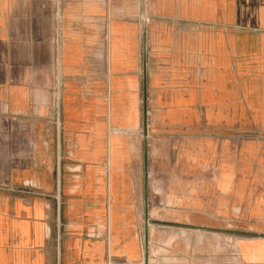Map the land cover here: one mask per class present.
Segmentation results:
<instances>
[{"label": "crops", "instance_id": "0c3cea01", "mask_svg": "<svg viewBox=\"0 0 264 264\" xmlns=\"http://www.w3.org/2000/svg\"><path fill=\"white\" fill-rule=\"evenodd\" d=\"M242 118L264 130V0H0V264H140L145 179L150 222L264 228V144L222 156Z\"/></svg>", "mask_w": 264, "mask_h": 264}, {"label": "rangeland", "instance_id": "374dc122", "mask_svg": "<svg viewBox=\"0 0 264 264\" xmlns=\"http://www.w3.org/2000/svg\"><path fill=\"white\" fill-rule=\"evenodd\" d=\"M220 139L223 145L222 156H229V151H231L235 152L233 156L239 158L242 155L243 146L247 142L264 144V130L255 125L250 118L247 120L242 118L237 124L226 125L223 123ZM208 172L209 170L205 169V173L209 174ZM257 187L261 193H264L263 179L260 180ZM142 188H145L144 185ZM220 194L223 204L227 205L230 194L222 192ZM160 215V213L157 214V216ZM210 215H214L220 220V223H216L220 224V227H195L179 221L150 222L148 216L147 257L152 260V263L147 264H242L237 249L240 238L264 235V228L250 227L249 223L254 218L247 215L243 205L225 206L222 211L210 212ZM259 220H262V216H259ZM98 227L102 230L103 225ZM101 239L98 238V240ZM144 244L143 223L139 234V245L142 249L140 264L143 263ZM133 249L134 244L126 242L124 250L127 253H133Z\"/></svg>", "mask_w": 264, "mask_h": 264}, {"label": "water", "instance_id": "95a60500", "mask_svg": "<svg viewBox=\"0 0 264 264\" xmlns=\"http://www.w3.org/2000/svg\"><path fill=\"white\" fill-rule=\"evenodd\" d=\"M142 110H143V138H144V147H143V158H144V166L146 171V160H147V146H146V138H147V104L146 98L142 101ZM145 189H144V247H143V264L148 263L147 257V225H148V211H147V191H146V179L144 181Z\"/></svg>", "mask_w": 264, "mask_h": 264}, {"label": "built area", "instance_id": "2783aa9c", "mask_svg": "<svg viewBox=\"0 0 264 264\" xmlns=\"http://www.w3.org/2000/svg\"><path fill=\"white\" fill-rule=\"evenodd\" d=\"M206 169L209 170V168ZM86 236L95 239L102 238L106 245L110 244V229L107 224L103 226L102 230L98 226H93L88 232H86Z\"/></svg>", "mask_w": 264, "mask_h": 264}, {"label": "bare ground", "instance_id": "6f19581e", "mask_svg": "<svg viewBox=\"0 0 264 264\" xmlns=\"http://www.w3.org/2000/svg\"><path fill=\"white\" fill-rule=\"evenodd\" d=\"M151 261H152L151 259H148V263H152ZM142 264H143V263H142Z\"/></svg>", "mask_w": 264, "mask_h": 264}]
</instances>
